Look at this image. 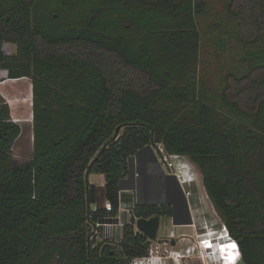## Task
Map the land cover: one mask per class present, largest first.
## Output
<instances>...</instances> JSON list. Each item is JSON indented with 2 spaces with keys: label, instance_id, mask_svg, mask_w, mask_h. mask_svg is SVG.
<instances>
[{
  "label": "trees",
  "instance_id": "trees-1",
  "mask_svg": "<svg viewBox=\"0 0 264 264\" xmlns=\"http://www.w3.org/2000/svg\"><path fill=\"white\" fill-rule=\"evenodd\" d=\"M206 4L0 0V76L28 77L32 91L25 164L11 158L21 126L0 103V264H130L146 255L134 217L154 209L137 207L118 242L89 234L95 219L117 214L128 157L150 145L189 157L243 263L264 264V0H225L246 49L214 103L198 73L196 16Z\"/></svg>",
  "mask_w": 264,
  "mask_h": 264
},
{
  "label": "rangeland",
  "instance_id": "rangeland-1",
  "mask_svg": "<svg viewBox=\"0 0 264 264\" xmlns=\"http://www.w3.org/2000/svg\"><path fill=\"white\" fill-rule=\"evenodd\" d=\"M205 2L207 3L205 10L196 16L200 32L198 73L200 81L206 86L205 90L210 101L214 103L218 99L227 67L231 61L239 60L243 49L246 48L235 36L232 23L225 20V0H205ZM2 49L7 55H12L16 51L15 46L8 42H3ZM248 49L249 53L252 52V48L248 47ZM1 73L4 75L0 76V103H7L11 117L21 126V133L11 147V158L17 164H25L32 155L31 81L28 77L9 78L4 70ZM152 148L159 151L157 145H153ZM161 152L159 153L162 155ZM162 166L165 171H168V168L175 170L180 176L182 185L186 186V190L190 192L189 203H191V213L195 220L196 233L193 234L195 241H189L187 244V247L191 249L187 255L184 250H180L187 240H181L177 246L171 247L169 243L162 244V240L157 239L163 234L162 225H160L156 238L149 239L148 244V249L152 250L154 256V264H216L218 261L212 256L206 257L201 245L198 246V240L201 238L198 232L203 229V231L209 229L218 231L221 226V219L206 192L199 168L189 157L180 154L167 156ZM88 178L92 183H102L103 175L90 174ZM129 197V194L125 195L121 190L122 204H126ZM122 217L127 222L131 216L123 212ZM120 239L121 236L117 231L112 240L118 242ZM173 251L187 256L178 257L176 253H171ZM174 257H178L177 262ZM138 262L139 260L133 264H139ZM242 264H244L243 261Z\"/></svg>",
  "mask_w": 264,
  "mask_h": 264
},
{
  "label": "flooded vegetation",
  "instance_id": "flooded-vegetation-1",
  "mask_svg": "<svg viewBox=\"0 0 264 264\" xmlns=\"http://www.w3.org/2000/svg\"><path fill=\"white\" fill-rule=\"evenodd\" d=\"M133 159H135V168L132 181L133 199L130 216L134 215L137 207H142L144 212L147 209H154L155 212L149 216H135L134 218L157 216L159 220L157 232L160 225H162L161 232L163 233L157 239L162 240V244L169 243L174 245L179 240H186L185 233L181 229L179 230L178 227L194 225V223H192L191 215L188 211V200L185 197V191H183L182 185L175 175L171 174V168H168V171L161 169L160 165L155 164V155L152 152L148 153L145 148L139 151ZM145 159H151L154 162L147 169L141 165ZM122 179H125V177ZM124 184L126 182L123 180L121 185ZM134 229L136 231L137 228L134 226ZM203 230L198 233L204 232ZM137 231L139 230L137 229ZM168 237L169 242L167 241ZM185 244H187V241ZM185 244L180 250H186L187 245Z\"/></svg>",
  "mask_w": 264,
  "mask_h": 264
},
{
  "label": "built area",
  "instance_id": "built-area-1",
  "mask_svg": "<svg viewBox=\"0 0 264 264\" xmlns=\"http://www.w3.org/2000/svg\"><path fill=\"white\" fill-rule=\"evenodd\" d=\"M174 154H163L162 155V160L163 162L165 161V158L167 156H172ZM104 180V179H103ZM102 180V181H103ZM104 183V181L102 183H94L95 185L98 186H102ZM190 192L186 191V195H188ZM121 205L122 202H119L118 205V212L115 216H103V217H98L97 219L94 220L93 223H91V230H90V234H89V239L90 240H96V241H106V240H111L115 237V235L117 234L118 231V235L121 236V229L123 226V223L125 222L123 220L122 217V212L120 211L121 209ZM98 207L97 203H94L91 205V210H96ZM101 207L105 210V211H111L112 205L109 202V200H104L101 204ZM132 209V205L129 207L125 206V208H123V212H127L128 214H130ZM135 218H134V223L133 225L135 226ZM215 231V230H213ZM217 231V230H216ZM116 232V233H115ZM211 231L210 230H205L204 232L200 233L199 235L201 236V238L198 240V246L199 244L201 245L202 249L205 252L206 257L208 252L204 249L206 244H212V242L210 241L211 239H213L211 237V234L209 235ZM218 234L216 235L217 239L223 238L228 246L229 249L227 251V255L228 258H226V252L223 254H221V256H212L214 259H216V264H238L241 260H242V254H241V250L239 247V244H237L238 242L236 240H234L233 238H229L228 237V230L226 225L224 224L223 221H221V226H220V230L217 231ZM191 251V249L189 247L186 248L185 252L188 253ZM171 253H176V255L179 257H183V256H187L186 254H180L176 251H173ZM153 254H152V250L148 249L147 254L141 257H135L131 260L130 264L135 263L137 260H139V264H154V258H153ZM178 257H174V259L176 260V258ZM221 257V258H220Z\"/></svg>",
  "mask_w": 264,
  "mask_h": 264
},
{
  "label": "crops",
  "instance_id": "crops-1",
  "mask_svg": "<svg viewBox=\"0 0 264 264\" xmlns=\"http://www.w3.org/2000/svg\"><path fill=\"white\" fill-rule=\"evenodd\" d=\"M145 149H146V151L149 153V152H152L153 153V155H155V157H156V162H155V164H157V165H160V168L161 169H163V166H162V162H163V160H162V155L164 154V152H161L160 150L159 151H156L155 149H153L152 148V146L150 145V146H147V147H145ZM159 152H161L162 153V155L159 153ZM161 159V160H160ZM154 162L151 160V159H145L144 160V162L143 163H141V165L145 168V169H147L148 167H150L152 164H153ZM131 164H132V171L130 172V175L128 176V178L125 180V182H126V184H124V185H122L123 186V188L121 189V190H123L124 191V194L125 195H127L128 196V194H129V200L127 201V203L126 204H122L121 205V209H120V211L123 213V208H125V206H128L129 205V207L132 205V187H133V184H132V181H133V178H134V168H135V159H132V161H131ZM171 174H174L175 175V177L178 179V181L180 182V184L182 185V183H181V180H179V178H180V176L177 174V172L175 171V170H172L171 169ZM127 177V176H126ZM104 181V180H103ZM102 181V182H103ZM98 185H100V184H98ZM182 189H183V191H185V197L187 198V200H188V211H189V213H190V215H191V219H192V223H194V225L193 224H190V225H185V226H180V227H178V229L180 230L181 229V231L182 232H184L185 233V237H186V240H187V244L189 243V241H192V240H194L195 241V233H196V230H195V220H194V218H193V214L191 213V203H189L190 202V198H189V195H190V193L188 194V195H186V191H188V190H186V186H184V185H182ZM121 190H120V192H119V202L121 201V199H120V194H121ZM194 234V235H193ZM192 236H194L193 238H192ZM176 238V237H175ZM168 242H169V237H168V240H167ZM179 241H181V240H179ZM179 241H177V243L176 244H172V245H170L171 247H174V246H177V244H178V242ZM186 244V245H187ZM183 245V244H182ZM175 262H177L176 260H175ZM238 264H242V260L238 263Z\"/></svg>",
  "mask_w": 264,
  "mask_h": 264
},
{
  "label": "water",
  "instance_id": "water-1",
  "mask_svg": "<svg viewBox=\"0 0 264 264\" xmlns=\"http://www.w3.org/2000/svg\"><path fill=\"white\" fill-rule=\"evenodd\" d=\"M142 149L138 150L135 154H133V155L128 157V161H127L128 162V173H127V175H126L127 177H125V179H122V180L119 181V189L120 190L123 188V186L121 185V182L123 180L125 181L128 178V176L130 175V162H131V160ZM158 222H159V220H158L157 216H153V217H150V218L140 217V218H137L135 220V227L139 231H141L144 235H146L148 239L153 240L157 236L156 232H157V228H158Z\"/></svg>",
  "mask_w": 264,
  "mask_h": 264
},
{
  "label": "bare ground",
  "instance_id": "bare-ground-1",
  "mask_svg": "<svg viewBox=\"0 0 264 264\" xmlns=\"http://www.w3.org/2000/svg\"><path fill=\"white\" fill-rule=\"evenodd\" d=\"M209 230L211 231L209 235L211 234V237L213 239L210 240L212 244L205 245L204 249L208 252L207 256L217 257L218 255L221 256L222 253L224 254L226 252L225 257L228 258L227 251L229 249V246L227 242L223 238H220V239L216 238V235L218 234L216 230L215 231H213V229H209Z\"/></svg>",
  "mask_w": 264,
  "mask_h": 264
},
{
  "label": "clouds",
  "instance_id": "clouds-1",
  "mask_svg": "<svg viewBox=\"0 0 264 264\" xmlns=\"http://www.w3.org/2000/svg\"><path fill=\"white\" fill-rule=\"evenodd\" d=\"M161 151V150H160ZM228 230V229H227ZM228 237L229 238H233L231 235H230V233H229V231H228ZM234 239V238H233ZM235 240V239H234ZM238 244V243H237Z\"/></svg>",
  "mask_w": 264,
  "mask_h": 264
}]
</instances>
